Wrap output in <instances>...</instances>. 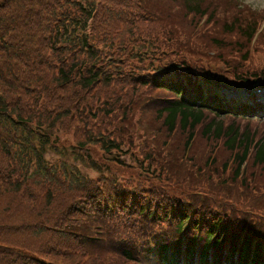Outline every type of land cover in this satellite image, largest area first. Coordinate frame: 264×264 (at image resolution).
I'll return each mask as SVG.
<instances>
[{
    "label": "trees",
    "instance_id": "trees-1",
    "mask_svg": "<svg viewBox=\"0 0 264 264\" xmlns=\"http://www.w3.org/2000/svg\"><path fill=\"white\" fill-rule=\"evenodd\" d=\"M220 19L200 0H0V264H136L150 224L162 264L264 260L262 116L240 113L259 105L199 85H264V31Z\"/></svg>",
    "mask_w": 264,
    "mask_h": 264
},
{
    "label": "rangeland",
    "instance_id": "rangeland-1",
    "mask_svg": "<svg viewBox=\"0 0 264 264\" xmlns=\"http://www.w3.org/2000/svg\"><path fill=\"white\" fill-rule=\"evenodd\" d=\"M184 1L186 0H175V4L176 6L181 7ZM200 1H201L202 9L204 8L209 9V12H211L212 15L217 14V17L221 18L220 20L224 19L226 21L230 19L234 15L235 12H238V13L243 12L245 15H248L249 18L252 17L254 20H256L258 24V20H260L264 15V0H200ZM188 14H189V9L182 11V15L184 17H186V15L188 16ZM206 14H209V13L206 11ZM189 18H191V16H189ZM210 20L214 22V27L210 31H208V33H212L215 29V20L212 19L211 17H210ZM204 22H205V19L201 20V22L197 24V27L201 29ZM180 30L185 31L181 28ZM192 34H193V40H195L196 37H195L194 31H192ZM234 39H235V36L232 38V40ZM241 40L243 41V39ZM253 49L254 47L252 46L249 47V50L253 51ZM215 63L216 65H219L218 61H215ZM243 95H244L243 90H234V89L228 90V96L230 97L231 96L243 97ZM250 128L252 131H255L257 133V136L264 134V117L260 118L257 121L251 122ZM244 167L246 168L245 171L249 170V168H247V165H244ZM261 174L260 172H257V169L255 168L254 175L258 176L259 178ZM218 180H219L218 178H214V181H218Z\"/></svg>",
    "mask_w": 264,
    "mask_h": 264
}]
</instances>
